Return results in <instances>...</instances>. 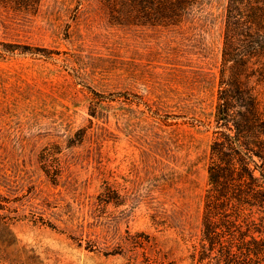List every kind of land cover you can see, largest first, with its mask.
<instances>
[{"label": "rangeland", "instance_id": "374dc122", "mask_svg": "<svg viewBox=\"0 0 264 264\" xmlns=\"http://www.w3.org/2000/svg\"><path fill=\"white\" fill-rule=\"evenodd\" d=\"M125 5L0 2V264H194L227 0Z\"/></svg>", "mask_w": 264, "mask_h": 264}, {"label": "trees", "instance_id": "16d2710c", "mask_svg": "<svg viewBox=\"0 0 264 264\" xmlns=\"http://www.w3.org/2000/svg\"><path fill=\"white\" fill-rule=\"evenodd\" d=\"M134 22L177 23L197 0H125ZM35 13L41 0H0ZM264 0H227L202 232L194 264H264Z\"/></svg>", "mask_w": 264, "mask_h": 264}]
</instances>
